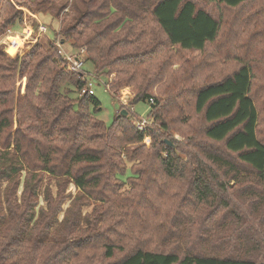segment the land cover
Returning <instances> with one entry per match:
<instances>
[{
	"label": "trees",
	"instance_id": "trees-1",
	"mask_svg": "<svg viewBox=\"0 0 264 264\" xmlns=\"http://www.w3.org/2000/svg\"><path fill=\"white\" fill-rule=\"evenodd\" d=\"M13 1L52 21L69 7L72 14L64 16L55 35L60 32L63 44L85 48L89 74L102 79L109 91L132 87L129 107L149 99L153 104L148 113L152 124L145 132L121 112L107 126L96 118L100 104L94 95L71 98L84 83L64 71L54 41L14 60L0 51V58L16 64L19 78L27 79L24 96L15 97L12 84L0 90V180L24 173V192L30 189L33 197L40 183L34 182L36 176L47 175L58 184L70 182L80 198L106 203L97 233L75 240L76 223L54 241L51 210L42 212V220L30 210L33 204L26 210L24 199L18 205L7 195L5 208L0 202V264H84L85 257L100 250L106 259L119 256L108 264H264L240 245L210 239L238 218L229 189L241 185L246 175L264 184L252 46L238 51L232 73L197 83L192 71H204V63L193 56H203L219 40L223 21L196 0H91L83 13L76 12L75 0ZM207 2L231 10L247 5L246 25L259 22L264 30V0ZM14 6L0 0V33L21 22ZM185 53L196 61L195 68L184 62ZM1 62L0 86H7L11 78ZM13 113L18 129L12 137ZM128 172L129 198L120 199L117 194L127 182L119 177ZM185 219L189 238L182 239ZM63 223L66 227L67 217ZM239 225L233 227L235 234H240ZM103 232L109 236L100 237Z\"/></svg>",
	"mask_w": 264,
	"mask_h": 264
},
{
	"label": "rangeland",
	"instance_id": "rangeland-1",
	"mask_svg": "<svg viewBox=\"0 0 264 264\" xmlns=\"http://www.w3.org/2000/svg\"><path fill=\"white\" fill-rule=\"evenodd\" d=\"M9 1L15 5V10L20 14L21 22L18 24L15 23L17 28L14 30L12 27L7 28L8 30H11L9 31L11 34L8 33V30L7 32L3 30L0 33V51L6 56V58L11 60H14L16 57L22 58L35 46H41L42 48L47 49L49 41H54L57 46L61 47L58 51L61 50L64 53L72 55L78 52L79 49L73 48L70 41L63 44V37L60 32L55 35L59 23L62 21L64 16L72 14L69 7L64 9L58 17H56L57 19L52 21L46 15L38 16V14L32 10L22 6H17L13 0ZM90 1L91 0H75L74 7H76V12L83 13L86 11ZM196 1L201 3L215 18L222 20L223 27L220 32L219 40L213 45H208L203 56L197 54L193 56L196 59H201L204 63V71L196 74L192 71V74L195 77V82L204 83L207 80L219 79L226 74L232 73L238 66L235 60L238 51L246 50L249 45L252 46L253 50L251 55H253V60L255 61V65L253 66L255 74L253 90L256 92V107L260 115L258 137L264 141V30L260 25L261 23L257 22V24L253 27L246 25L245 19L247 17V13L249 12V9L247 10L246 8L249 7L247 5L238 10H231L218 4L209 3L207 0ZM40 26L45 28L44 32L39 31L38 28ZM23 29H25V36L30 34L31 29V37L21 38ZM14 32L19 34H15ZM8 35H12V37L7 39L9 47L5 44L6 37ZM18 48L19 50L17 52ZM5 50L10 52L16 51V54L14 56H10L5 52ZM172 51L174 52L175 50L172 48ZM226 54L229 55L227 56ZM187 55L188 53L184 54L186 57L184 62L188 61L190 66H192L191 69L195 68L194 64L196 61H192L191 57ZM87 57L88 55L86 54L85 60H87ZM0 62L1 64H4V68L6 69L4 72L5 76L12 79L8 80L9 84L7 86H0V90L3 88L10 89L12 84V90L15 97L24 96L27 79L25 77L22 79L19 78V75H17V71H15L14 68L16 64L9 63L3 58H0ZM178 68L179 66L176 65L172 68V70L177 71ZM84 70L87 73H92L91 67L87 62H85ZM113 77L114 75H111L108 78L109 80H112ZM125 90H127V92H125ZM93 91L95 98L100 104V111L96 114V118L105 123L107 126H109L115 119V116H118L119 112H122L123 110L131 116V119L134 122L138 118L140 119L148 116L150 107L147 103L139 102L133 107H129L128 104H123L119 101V98L122 96L131 95V97L127 100V103L130 102L135 93L132 87H123L115 92L112 90L106 92L102 85H96L93 87ZM71 98L78 100L81 97L79 95L77 96L75 93L71 96ZM17 129V115L16 113H13L12 126L10 129L12 137ZM170 133L171 135H174L177 140L180 139V137L176 135L175 131L171 130ZM149 144L150 141L145 145L149 146ZM122 159H124L123 156ZM125 166L129 169L130 164L125 163ZM129 176L130 173L128 172L124 177H119L120 181H125L124 183L127 182L125 186L121 187L117 194V197L120 199L129 198V193L127 191L128 181H126V178ZM243 179L244 180L241 185H237V187L232 190L229 189L231 198L235 202V206H237L236 213L238 214V218L233 220V224L231 226L216 231L218 235L210 238L211 243L220 239L223 242H226V246L231 245V243H234L236 246L240 245L241 248H245L244 250H247L248 256L251 259L256 262L264 261V184H259L253 177H249L247 175L246 178ZM37 180H40V183L37 186L35 196L32 197L30 189L24 192V173L22 176L16 177L12 181L1 179L0 202L2 205L4 204V208L6 196L8 195L11 196L12 199L15 198L18 205H21L22 199H24L27 206L26 210H28L29 204H33L30 210L39 217L42 215V212H48V210H51V213L54 214L55 218V221L50 227V231L55 233L54 241L62 240L68 227L76 223L77 225L73 229L74 235L72 237L75 240L83 239L86 236L90 237L91 234L98 232V228L101 225V223L98 222V219L99 216L105 212L104 207L106 206V203L95 201L94 198H85L84 196H82L83 198H80V193L70 182L66 183L63 181V183L58 184L57 180L41 174L36 176L34 182ZM260 195L262 196L258 200V203H256L255 200L258 198L257 196ZM117 202L120 203L119 200H117ZM176 205L177 204H172V208ZM109 210H111V208H109ZM189 211L190 208L187 207V211H185L183 207V212L188 213ZM111 212H113V210ZM205 212L206 211L199 213V220L205 215ZM27 213L29 214L28 211ZM66 217L67 226L65 227L62 225H64L63 221ZM44 219L45 215H42V220ZM95 220H97V222L94 224ZM188 222L189 220L185 219L181 225L182 239L189 238L185 231V229L189 226ZM238 223L240 224V234H235L233 227L237 226ZM208 225L210 227L213 226L209 223ZM102 236L108 237L109 234L103 232L100 237ZM146 238H148V236L144 237L142 240ZM245 238L250 241L248 245L245 242L247 241ZM155 240L156 239L150 238L148 243L152 242L154 244ZM170 241L171 240L168 242ZM203 243L204 242H201L199 245H202ZM117 258H119V256H116L114 259H106L104 257L103 250H100L97 254H89L85 257L82 263L108 264Z\"/></svg>",
	"mask_w": 264,
	"mask_h": 264
},
{
	"label": "built area",
	"instance_id": "built-area-1",
	"mask_svg": "<svg viewBox=\"0 0 264 264\" xmlns=\"http://www.w3.org/2000/svg\"><path fill=\"white\" fill-rule=\"evenodd\" d=\"M39 31L44 32L45 28L39 27ZM61 49L60 46H58ZM58 54L61 55V60L64 64V71L71 74L77 75L78 78L84 83V87L79 91L78 95L80 97L85 95H94L93 87L96 85H102L106 92L109 91L107 84L103 80L97 79L94 75H90L89 73L85 72L84 65H85V58H86V50L85 48H81L78 50L76 54H67L62 52L61 50L58 51ZM127 92V90H125ZM131 95L122 96L119 98V101L123 104H127L128 98ZM153 104V99L148 100V105L150 106ZM152 124L151 116H146L145 118H138L135 120V128L139 132H145L150 125ZM150 141V138L147 136L144 137L143 143L147 144Z\"/></svg>",
	"mask_w": 264,
	"mask_h": 264
},
{
	"label": "crops",
	"instance_id": "crops-1",
	"mask_svg": "<svg viewBox=\"0 0 264 264\" xmlns=\"http://www.w3.org/2000/svg\"><path fill=\"white\" fill-rule=\"evenodd\" d=\"M24 30H25V29L22 30V34H21L22 37H21V38H23V37H26V38L31 37V34H32L31 29H30V34L27 35V36L24 35ZM14 33H15V34H19V33H16V32H14ZM9 34H11V33H9ZM16 36H19V35H16ZM10 37H12V35H8V36L6 37V41H5V44H6V46H8V47H9V44L7 43V39L10 38ZM18 50H19V48L17 49V52H18ZM127 104H128V103H127ZM132 110H133V108H132Z\"/></svg>",
	"mask_w": 264,
	"mask_h": 264
},
{
	"label": "water",
	"instance_id": "water-1",
	"mask_svg": "<svg viewBox=\"0 0 264 264\" xmlns=\"http://www.w3.org/2000/svg\"><path fill=\"white\" fill-rule=\"evenodd\" d=\"M121 115L125 117V116H127V113L123 110V111L121 112ZM165 143H166L168 146H171V143H170L169 141L165 140Z\"/></svg>",
	"mask_w": 264,
	"mask_h": 264
}]
</instances>
